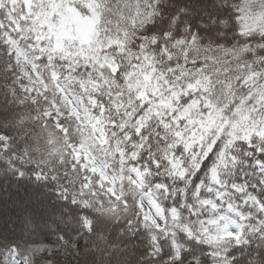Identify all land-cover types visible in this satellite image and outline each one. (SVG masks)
Listing matches in <instances>:
<instances>
[{"label":"snow or ice","instance_id":"obj_1","mask_svg":"<svg viewBox=\"0 0 264 264\" xmlns=\"http://www.w3.org/2000/svg\"><path fill=\"white\" fill-rule=\"evenodd\" d=\"M0 264H264V0H0Z\"/></svg>","mask_w":264,"mask_h":264}]
</instances>
